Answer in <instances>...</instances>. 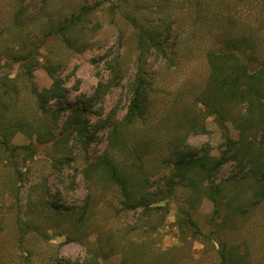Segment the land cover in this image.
Masks as SVG:
<instances>
[{
  "label": "rangeland",
  "instance_id": "rangeland-1",
  "mask_svg": "<svg viewBox=\"0 0 264 264\" xmlns=\"http://www.w3.org/2000/svg\"><path fill=\"white\" fill-rule=\"evenodd\" d=\"M232 37L264 59V0H0V264H220L222 245L264 264V200L234 209L254 189L234 182L236 161L196 189L170 172L177 144L195 159L223 154L199 97L209 52ZM48 66L66 96L43 112L35 91L51 86ZM140 67L144 117L126 124ZM84 107L82 137L72 123ZM106 158L147 208L122 204ZM218 184L228 197L216 209Z\"/></svg>",
  "mask_w": 264,
  "mask_h": 264
},
{
  "label": "trees",
  "instance_id": "trees-1",
  "mask_svg": "<svg viewBox=\"0 0 264 264\" xmlns=\"http://www.w3.org/2000/svg\"><path fill=\"white\" fill-rule=\"evenodd\" d=\"M140 39L142 43L147 40L155 42L150 33H142ZM254 47L255 42L249 38L232 37L225 41L221 50L210 51L208 54L210 75L199 101L206 106L208 115L217 118L223 129V154L211 162L202 158L195 159L184 147L177 144L173 150L175 161L170 169L171 177L179 178L184 187L196 189L198 179L211 177L229 160L236 161L242 176L234 182L248 180L254 184L248 203L234 208L239 213H247L251 206L264 200V59L260 60L254 55ZM47 70L53 79L51 86L43 91H35L43 112H47V104L51 99H62L66 96L62 80L55 77V67L48 66ZM144 73L143 67H140L133 83L130 105L124 117L126 124L144 117L145 102L149 95ZM85 111V107L76 111L72 123L82 137L86 136V125L84 126L82 121ZM229 123L237 129L239 133L237 139L232 137ZM186 147L190 148L188 145ZM103 164L108 177L122 190L124 199L121 202L126 208L149 206L150 196L142 192H132L129 177L118 170L112 159H104ZM208 195L216 209H219L221 201L228 197L225 195L224 186L220 184L212 186ZM184 213L194 226L190 213L188 211ZM219 254L220 264H250L247 254L239 255L235 247L225 248L222 245Z\"/></svg>",
  "mask_w": 264,
  "mask_h": 264
}]
</instances>
